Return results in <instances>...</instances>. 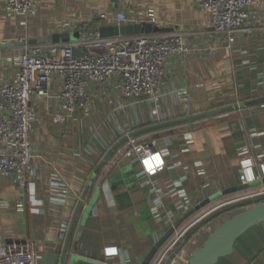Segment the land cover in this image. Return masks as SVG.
Instances as JSON below:
<instances>
[{
	"label": "crops",
	"instance_id": "0c3cea01",
	"mask_svg": "<svg viewBox=\"0 0 264 264\" xmlns=\"http://www.w3.org/2000/svg\"><path fill=\"white\" fill-rule=\"evenodd\" d=\"M200 1L42 0L36 13L26 18L8 17L7 0H0V46L5 45L0 48V84L18 78V58L25 50L22 40L65 32L79 37L84 23L99 31L104 14L143 15L155 9L156 27L163 30L157 34L185 33L189 49L168 59L154 97L124 98L121 80L115 77L109 88H92L89 112L59 126L52 118L61 111L60 80L51 83L48 96L33 100V146L38 156L34 184L43 204L29 203L27 221L24 200L27 193L30 197L29 176L22 184L1 180L0 242L30 240L38 244L41 255L62 254L70 237L65 264H119L126 258L130 264H142L175 221L165 220L167 215H181L186 207L244 184L241 162L245 159L252 160L256 176L261 173L264 103L138 137V144H154L166 164L143 183L138 179L139 165L124 155L125 145L111 154L125 132L264 98V0L257 2L256 18L248 24L253 35L239 34L230 49L226 38L211 28ZM55 175L69 189L53 187ZM250 185L252 189L241 196L264 194V178ZM156 206L164 218L153 213ZM64 226L68 229L62 238ZM219 264H264V224L240 238L233 255Z\"/></svg>",
	"mask_w": 264,
	"mask_h": 264
},
{
	"label": "built area",
	"instance_id": "2783aa9c",
	"mask_svg": "<svg viewBox=\"0 0 264 264\" xmlns=\"http://www.w3.org/2000/svg\"><path fill=\"white\" fill-rule=\"evenodd\" d=\"M41 1L7 0L5 14L8 17L27 18L36 13L35 7ZM258 1L201 0L199 8L207 15L214 32L226 38L230 49L239 34L247 37L253 35L254 30L248 24L256 18L253 13ZM100 20L104 22L103 26L113 27L159 24L157 11L152 8L143 15H130L124 11L113 16L104 14ZM78 34L77 41L67 44L24 47V52L18 58V78L13 82L0 84V181L15 179L22 184L28 175L31 188L29 203L34 207L42 206L43 203L37 199L34 184L37 176L35 161L38 156L33 146L36 123L33 100L48 96L49 86L55 79H59L62 89L57 97L61 111L52 118V123L56 126L66 125L74 121L78 114L90 111L92 88H109L115 77L120 78L121 92L126 99L156 96L165 78L168 59L189 51L185 33L182 32L101 38L99 31L84 23ZM26 42V39L21 41ZM75 50L80 51L83 56H75ZM132 133L125 132L123 137H129ZM151 145L138 144L134 139L129 140L124 148V155L139 165L138 179L142 183L166 167L163 153L153 151L155 146ZM260 171L256 176L252 160H243L242 182L250 185L261 181L264 178V164H261ZM52 186L69 189L56 175ZM192 208L194 207L184 208L181 215H167L165 220H175L174 224ZM35 212L39 213L38 210ZM153 213L159 219L165 217L157 206ZM67 229V226L63 227L62 238ZM0 264H42V255L34 241L0 242ZM119 264H130V260L126 258Z\"/></svg>",
	"mask_w": 264,
	"mask_h": 264
},
{
	"label": "water",
	"instance_id": "95a60500",
	"mask_svg": "<svg viewBox=\"0 0 264 264\" xmlns=\"http://www.w3.org/2000/svg\"><path fill=\"white\" fill-rule=\"evenodd\" d=\"M162 31H163L162 29L156 26H153L148 23H143V24H136L130 26H123V27L102 26L99 29V35L101 38L132 37V36H140V35L157 34ZM78 38L79 37L75 34H71L70 32H65L62 34H55L44 39L30 40L26 43H21L20 46L39 47V46L56 45L62 43L67 44L72 41H77ZM4 47L5 45L0 46V48H4ZM100 53H102V51H100ZM74 55L77 57L83 56V54L78 50L74 51ZM260 103H264V98L247 102L242 105L223 107L220 109H215L213 111L190 116L184 119L174 120L163 124L139 129L133 132L129 137H124L123 140L118 144V146L111 151V154L115 153L120 146L125 145L129 140L137 139L142 135L148 133H156V132H160L161 130L175 128L178 126H182L184 124L194 123L197 121H203L210 118L223 116L228 113L236 112L241 108H248L250 106L257 105ZM151 146L153 147V145ZM154 150L155 148H153V151ZM250 188L251 185L248 184H242L234 188H229L222 193H219L211 198L206 199L205 201L199 203L194 208L186 212L169 228V230L152 247V249L146 256L142 264H152L158 252L164 247V245L180 229V227L187 220L192 218L196 213L200 212L202 209L210 205L215 200H218L219 198L237 194L246 191ZM87 194H88V190L86 191L85 196L79 205L77 214L75 215L72 224L73 229L76 224L79 213L81 212V209L84 205V202L86 201ZM29 206H30L29 196L27 193L24 200V211L27 221L30 213ZM261 224H264V201L258 203L257 205H253L248 209H245L241 213L235 215L230 220L225 222L222 226H220L213 234H211L208 237V239L202 246H200L194 251L189 264H219V262L222 259L233 255L235 251V246L240 238H242L250 230ZM28 235H29V229H28ZM69 246H70V237L64 246V250L62 254H58V253L42 254V264H65L68 255ZM177 252H179V250ZM175 256L176 254L171 255L165 264H171Z\"/></svg>",
	"mask_w": 264,
	"mask_h": 264
},
{
	"label": "rangeland",
	"instance_id": "374dc122",
	"mask_svg": "<svg viewBox=\"0 0 264 264\" xmlns=\"http://www.w3.org/2000/svg\"><path fill=\"white\" fill-rule=\"evenodd\" d=\"M262 200H264V194L249 199L243 198L238 201H227V199H224L222 202L218 201L210 204L198 213V215L181 226L178 232L175 233V236L173 235L159 251L152 264H165L173 254H176V256L171 264H178L179 260L184 262L190 255V248L188 245H193L195 241L197 243V239H200L199 234H201V232L209 234V237L216 226H222L235 215L253 205H257ZM198 244L199 243L196 245ZM198 246H195V248L197 249ZM178 250L179 252H177ZM186 264L189 263L187 262Z\"/></svg>",
	"mask_w": 264,
	"mask_h": 264
},
{
	"label": "bare ground",
	"instance_id": "6f19581e",
	"mask_svg": "<svg viewBox=\"0 0 264 264\" xmlns=\"http://www.w3.org/2000/svg\"><path fill=\"white\" fill-rule=\"evenodd\" d=\"M219 228V226H216L214 229H213V233L217 230ZM212 233V234H213ZM200 235V239L198 240L197 239V243H199L198 245H196L197 243H196V241L193 243V245H188V247L190 248V255L188 256V258L187 259H185L184 260V262H181L180 260L178 261V264H186L187 262L189 263V261L191 260V257H192V255H193V253H194V251L196 250V248H195V246H198V248L200 247V246H202L205 242H206V240L208 239V235L209 234H206V233H203V232H201V234H199ZM191 246H193V247H191ZM187 247V248H188ZM176 262V261H175ZM173 264H176V263H173Z\"/></svg>",
	"mask_w": 264,
	"mask_h": 264
},
{
	"label": "trees",
	"instance_id": "16d2710c",
	"mask_svg": "<svg viewBox=\"0 0 264 264\" xmlns=\"http://www.w3.org/2000/svg\"><path fill=\"white\" fill-rule=\"evenodd\" d=\"M251 189H252V188H251ZM251 189H248V190H246V191H243V192H240V193H237V194H233V195H230V196H224V197H222V198H219L218 200H215V201L212 202L211 204H213V203H215V202H218V201L222 202L224 199H227V201H233V200H236V199H238V198L243 197L245 194H247L246 192L249 191V190H251ZM238 195H240V196L243 195V196L236 198ZM208 206H209V205H208ZM205 208H206V207H205ZM205 208H204V209H205ZM202 210H203V209H202ZM202 210H201V211H202ZM201 211H200V212H201ZM200 212H198V213H200ZM198 213H196L193 217H195L196 215H198ZM193 217H192V218H193ZM192 218H190L189 220H187L185 223H187L188 221H190ZM185 223H184V224H185ZM184 224H183V225H184ZM180 228H181V227H180ZM177 232H178V231H177ZM174 236H175V234H174ZM165 245H166V244H165ZM165 245H164V246H165ZM158 253H159V252H158Z\"/></svg>",
	"mask_w": 264,
	"mask_h": 264
}]
</instances>
